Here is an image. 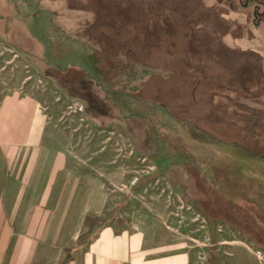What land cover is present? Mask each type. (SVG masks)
I'll list each match as a JSON object with an SVG mask.
<instances>
[{
  "label": "rangeland",
  "instance_id": "rangeland-1",
  "mask_svg": "<svg viewBox=\"0 0 264 264\" xmlns=\"http://www.w3.org/2000/svg\"><path fill=\"white\" fill-rule=\"evenodd\" d=\"M258 1L0 0V42L40 65L42 70L31 69V80L44 95V107L55 109L68 134L100 138L102 151L116 155L130 183L117 193L122 190L130 197L137 184H146H140L141 177L149 175L140 199L154 195L163 202L162 228L194 247L199 260L213 244L206 215L229 220L240 216L226 206L218 191L226 192L221 184L231 186L235 191L228 193L237 200L240 190L257 187L255 174L264 175L263 162L248 159L246 149L243 158L233 145L246 140L264 154V121L252 119V109L242 102L228 105L229 111L249 113L242 117L231 119L225 108L229 97H264L260 59L242 52L264 57V0ZM44 62L92 79L85 98L95 102L96 113L106 114L97 113L100 123L87 116L84 103L62 94L44 77ZM244 91L256 93L246 97ZM72 101L83 104L81 115L68 107ZM176 116L231 143L195 141ZM243 170L247 181L234 176ZM98 220L88 218V233ZM228 228L225 222L217 224L218 240L238 242L237 233Z\"/></svg>",
  "mask_w": 264,
  "mask_h": 264
},
{
  "label": "crops",
  "instance_id": "crops-1",
  "mask_svg": "<svg viewBox=\"0 0 264 264\" xmlns=\"http://www.w3.org/2000/svg\"><path fill=\"white\" fill-rule=\"evenodd\" d=\"M251 53L259 57L264 75V57ZM41 65L48 66L46 79L62 94L84 103L87 116L100 123L97 113L106 114L96 113L95 102L85 98L86 84L92 82L89 76L69 75V67ZM38 67L0 42V264H260L250 247L264 248L263 174H253L257 187L247 193L240 190L237 200L228 193L235 191L231 186L220 185L227 192L218 190L226 206L236 208L233 211L240 216L210 217L216 224L225 222L239 241L222 242L216 231H210L213 244L199 260L194 247L162 228L163 202L154 195L140 199L149 175L141 177L140 184L144 180L146 184H137L130 197L122 190L117 193L118 187L130 183L116 155L102 151L100 138L68 134L55 118V109L44 107V95L37 81L31 80ZM261 98L242 103L262 113L264 121ZM253 136L258 135L253 132ZM245 141L233 144L243 158L246 152L240 145ZM247 158L264 163L248 153ZM234 176L242 181L249 178L244 170ZM118 205L119 214L114 213ZM88 218L99 219L90 233Z\"/></svg>",
  "mask_w": 264,
  "mask_h": 264
},
{
  "label": "trees",
  "instance_id": "trees-1",
  "mask_svg": "<svg viewBox=\"0 0 264 264\" xmlns=\"http://www.w3.org/2000/svg\"><path fill=\"white\" fill-rule=\"evenodd\" d=\"M239 1H243V0H239ZM247 2H257L258 0H246ZM257 3H259V1L257 2ZM264 21V20H263ZM248 54H252L251 52H249ZM253 56H254V54H253ZM129 59L130 60H135V59H133V57H132V55H130L129 56ZM254 91H256V90H254ZM262 90H260V92H261ZM240 93V92H239ZM253 93L255 94L256 92H252V91H244V95L247 97H251L252 95H253ZM260 97H261V94H260ZM230 99H232V100H228V99H226L227 101H226V103H225V108H226V111L228 112L229 111V106L228 105H230L232 102H234V103H237V104H240L241 102H243V101H251V102H258L256 99H251V100H249V99H246L245 97H243V98H240L239 96H238V99H236V98H233V97H229ZM223 99V98H222ZM224 100V99H223ZM222 103H223V101H221ZM242 104V103H241ZM238 111L235 109H233V108H231V110L229 111V117L231 118V119H233V117L235 118V117H238L239 115V117H242V115H245L246 113L245 112H241V113H237ZM252 112V111H251ZM237 114H239V115H237ZM249 114V113H248ZM175 116V115H174ZM252 116H254V118L256 119V120H261V121H263V114L262 113H260V112H252V113H250V117L252 118ZM176 119L177 120H179L180 121V123H182L183 125L182 126H184L185 127V129H189V131L187 132L188 134H189V136L193 139V140H195V141H198V142H201V143H209L210 142V139H213V143H219V142H222L223 140L222 139H220L219 138V140H218V138H215V135H214V133H212L211 131H209V130H207L205 127H202V126H200L199 124H197V123H194V124H192V123H190V122H187V120L186 119H182V118H178L177 116H176ZM249 134L250 135H253V131H251V130H249ZM165 139V138H164ZM212 142H211V144H213ZM240 146H243L247 151H248V155H249V157H260V158H262V159H264V154L263 153H261V152H259L258 151V148L257 147H255V145L254 144H252V145H249V144H241ZM198 208V207H197ZM206 217L208 218L207 219V222H208V225H209V227H210V231H216V226H217V224L215 223V221H212L213 219H211V217L209 216V215H206Z\"/></svg>",
  "mask_w": 264,
  "mask_h": 264
},
{
  "label": "built area",
  "instance_id": "built-area-1",
  "mask_svg": "<svg viewBox=\"0 0 264 264\" xmlns=\"http://www.w3.org/2000/svg\"><path fill=\"white\" fill-rule=\"evenodd\" d=\"M68 107L70 108V110H73L74 113L77 114H82L84 112V106L83 104L79 103V102H70L68 103ZM137 181V178H135L132 182V184H135ZM203 224V228L206 227V222L204 221V219L201 220ZM223 229L221 227L218 228V231H222ZM209 236H206V241L209 243ZM251 251L253 252L254 256L257 258V260L259 261L260 264H264V248L261 247H256V246H251L250 247Z\"/></svg>",
  "mask_w": 264,
  "mask_h": 264
}]
</instances>
